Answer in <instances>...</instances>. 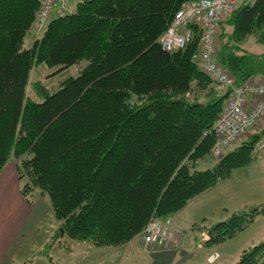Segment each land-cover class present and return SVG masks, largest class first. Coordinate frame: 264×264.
Segmentation results:
<instances>
[{
    "label": "trees",
    "instance_id": "obj_1",
    "mask_svg": "<svg viewBox=\"0 0 264 264\" xmlns=\"http://www.w3.org/2000/svg\"><path fill=\"white\" fill-rule=\"evenodd\" d=\"M72 1L26 47L40 4L0 0V176L16 162L23 196L49 198L60 237L119 247L248 166L261 140L252 135L212 169L199 168L229 92L216 91L192 58L198 25L185 49L160 45L184 0ZM227 19L220 66L238 86L264 80V0ZM83 62L76 76L34 84L40 101L27 93L34 68L47 66L52 77ZM259 215L264 205L206 227L205 246L234 239ZM237 264H264V241Z\"/></svg>",
    "mask_w": 264,
    "mask_h": 264
},
{
    "label": "built area",
    "instance_id": "obj_2",
    "mask_svg": "<svg viewBox=\"0 0 264 264\" xmlns=\"http://www.w3.org/2000/svg\"><path fill=\"white\" fill-rule=\"evenodd\" d=\"M40 4L34 30H43L53 15L70 10L71 0H35ZM254 0H184L176 12L169 29L160 38L166 52L185 49L193 39L191 25L200 27L198 50L193 54L197 62L215 83L218 90H228L226 106L214 126L215 156L220 157L224 149L236 143L264 119V81H251L238 86L236 80L219 64V25L243 5ZM146 246L169 248L179 244V235L173 228L172 218L152 220L141 234ZM220 255L208 258L214 264Z\"/></svg>",
    "mask_w": 264,
    "mask_h": 264
},
{
    "label": "rangeland",
    "instance_id": "obj_3",
    "mask_svg": "<svg viewBox=\"0 0 264 264\" xmlns=\"http://www.w3.org/2000/svg\"><path fill=\"white\" fill-rule=\"evenodd\" d=\"M74 7L75 5L74 2L72 1L70 5V10H72ZM227 20L228 19H226L225 21ZM42 33L43 30H39V31L33 30L30 36L27 37L26 39V47H30L32 42L37 37H40ZM252 38L254 37H251V40L249 42L253 44L254 40H252ZM218 49H219V44H218ZM84 65L85 63L83 62L81 66L80 65L74 66L68 71L65 70L63 72L56 73L52 77L49 75L54 71L53 69L47 66L34 68L30 73L27 93H29L30 97H34V99L40 101V98L38 99V97L35 94L36 90L34 84L36 85L37 83H45L46 85H50V82L53 78L57 84L61 80L68 77L69 75L76 76ZM216 91L218 92L220 91L218 90L217 86H216ZM260 125H262V120L256 125L254 129H252L246 135L241 137V139H239L231 147L224 149L220 157L215 156L212 151V154L209 156V158L200 162L199 168L202 170L212 169L223 158L224 154H227L230 151L239 148L243 142L253 137L252 135L257 134L256 131L257 129H260L259 128ZM263 150H264V142L262 141L259 142L256 146V157L262 156L261 154ZM15 163L16 162L12 161L10 164L16 166ZM247 167L248 166L244 168ZM239 170L244 171L241 169ZM232 183H234V181L232 182V180H230L228 182L227 181L223 182L220 185L217 184L218 185V186L216 185L217 187L215 186L214 188L208 190L202 196L196 198L197 200L191 201L181 212L175 215V216L177 215L188 216L189 218L188 222L190 223L183 222L182 226L185 224L189 229L188 231L189 233L192 232V230L194 229V232L187 239L186 245H190V246L195 245L200 247L206 245L205 241L208 239V232L206 231L205 228L220 223V221L226 217V215H224L221 212L223 207L241 205L245 201L255 199L254 196L247 197L242 193H240L241 195H239V193H237L235 189H232L233 186ZM26 199L30 203H32V201L33 202L35 201L38 204L36 209L32 212V217L35 214H38L39 208L42 209V212L45 211V214L47 213L48 214L42 221L39 220L36 222V224H31L28 226L26 225L27 227L25 228V230H22V232H20L19 235L20 237L17 238L15 245H18L19 247H21V249L19 253L13 255L11 261L19 262V264L21 263L48 264L51 256L54 257L55 260L57 261L56 264H75L74 262L75 255L69 252L66 248L68 247L71 248L76 244L80 245L81 248L89 247L91 245L83 244V242L73 241L67 236L65 237L59 236L58 234L59 222L54 216L53 209L48 197L42 196V194H40L38 190H35L32 192L29 198ZM205 212H207V214L203 215ZM174 217L172 218L173 224H174ZM204 217H206V219H204ZM34 219L35 218H32V221ZM136 240H138L139 244L142 245L144 248L151 247V246H146L141 235L138 236V239L136 237L135 241ZM182 241H183V237H182ZM263 241H264V215H259L256 218V220L251 224L249 229L240 233L234 239L228 240L219 245H214L212 247L214 250L223 253V259L219 262L220 264H237L240 260L241 254L245 250H248L249 248L258 245ZM128 244L129 243H127L126 245ZM60 247L62 248V250H59ZM101 262H103V260H101ZM109 262H107L106 264H115V261L113 260L112 262L111 261Z\"/></svg>",
    "mask_w": 264,
    "mask_h": 264
},
{
    "label": "crops",
    "instance_id": "obj_4",
    "mask_svg": "<svg viewBox=\"0 0 264 264\" xmlns=\"http://www.w3.org/2000/svg\"><path fill=\"white\" fill-rule=\"evenodd\" d=\"M252 81L258 82L261 80L254 79ZM260 126L256 133L260 135V142H264V119ZM261 155L253 160L247 168H240L244 171L237 169L238 171L235 170L236 172L234 171L230 178L218 184L232 180V182L234 181L232 189H235L239 195L242 193L247 197H255L254 200L245 201L241 205L233 204L234 206L223 207L221 212L226 217L220 222L228 220L234 214L264 205V150ZM22 187L23 181L19 178L17 167L9 163L0 176V264H19V262H12L11 259L21 249V247L15 245L17 238L20 237V232L25 230L28 225L36 224L39 220L42 221L48 214H45V211L42 212V209L39 208L38 214L32 217V212L38 204L35 201L30 203L24 198ZM206 214L207 212L203 215ZM32 218L35 219L32 221ZM187 218L186 215L174 217L173 228L179 235L177 246L144 248L138 240L135 241V238L128 245L119 247L94 248L89 246L81 248L80 245L76 244L66 249L75 255V264H106L109 261L112 262V260L115 261V264H210L208 258L214 253L220 255V258L214 264H220L219 262L223 259L222 252L205 245L201 247L186 245L187 239L194 232V229H191L192 232L189 233L187 226L185 224L182 226L183 222L190 223L188 222L189 218ZM59 250H62V248L60 247ZM56 262L55 258L50 256L49 263L56 264Z\"/></svg>",
    "mask_w": 264,
    "mask_h": 264
}]
</instances>
